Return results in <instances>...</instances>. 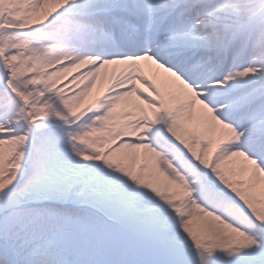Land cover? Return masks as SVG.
<instances>
[{"label": "snow or ice", "instance_id": "obj_1", "mask_svg": "<svg viewBox=\"0 0 264 264\" xmlns=\"http://www.w3.org/2000/svg\"><path fill=\"white\" fill-rule=\"evenodd\" d=\"M0 264H264V0H0Z\"/></svg>", "mask_w": 264, "mask_h": 264}, {"label": "bare ground", "instance_id": "obj_2", "mask_svg": "<svg viewBox=\"0 0 264 264\" xmlns=\"http://www.w3.org/2000/svg\"><path fill=\"white\" fill-rule=\"evenodd\" d=\"M83 67H84V66H82L81 69H74V70L72 71V73H70V75H74V74H76V72H78V71H82V70H83ZM106 71L109 73V75L111 74V69H108V70H106ZM103 76H104V73L101 74V77H103ZM106 87H107V85L105 84V85H104V88L106 89ZM99 88H100V85H99V83H98V85H97V89H94V93H93V94H95V92H96L97 90H99ZM240 163H241L240 161H236V162H234L233 166L239 168Z\"/></svg>", "mask_w": 264, "mask_h": 264}]
</instances>
